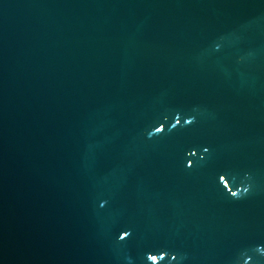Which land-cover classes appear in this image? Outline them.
I'll return each instance as SVG.
<instances>
[{"label":"water","instance_id":"95a60500","mask_svg":"<svg viewBox=\"0 0 264 264\" xmlns=\"http://www.w3.org/2000/svg\"><path fill=\"white\" fill-rule=\"evenodd\" d=\"M0 264H264V0H0Z\"/></svg>","mask_w":264,"mask_h":264},{"label":"snow or ice","instance_id":"6c2138e0","mask_svg":"<svg viewBox=\"0 0 264 264\" xmlns=\"http://www.w3.org/2000/svg\"><path fill=\"white\" fill-rule=\"evenodd\" d=\"M152 259H154V260H155L156 258H155V257H152Z\"/></svg>","mask_w":264,"mask_h":264}]
</instances>
